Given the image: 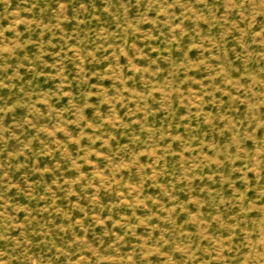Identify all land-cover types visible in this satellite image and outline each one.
I'll use <instances>...</instances> for the list:
<instances>
[{
	"label": "rangeland",
	"instance_id": "374dc122",
	"mask_svg": "<svg viewBox=\"0 0 264 264\" xmlns=\"http://www.w3.org/2000/svg\"><path fill=\"white\" fill-rule=\"evenodd\" d=\"M0 264H264V0H0Z\"/></svg>",
	"mask_w": 264,
	"mask_h": 264
}]
</instances>
